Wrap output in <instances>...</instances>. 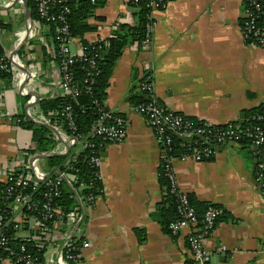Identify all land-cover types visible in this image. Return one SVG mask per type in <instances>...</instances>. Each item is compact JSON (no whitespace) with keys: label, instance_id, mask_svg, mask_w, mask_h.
Instances as JSON below:
<instances>
[{"label":"crops","instance_id":"crops-1","mask_svg":"<svg viewBox=\"0 0 264 264\" xmlns=\"http://www.w3.org/2000/svg\"><path fill=\"white\" fill-rule=\"evenodd\" d=\"M22 2L24 6L26 1ZM241 12L242 0H171L151 13L147 48L124 49L104 104L126 117L128 129L124 140L107 143L100 153V193L70 232L80 254L73 264L191 262L187 228L172 236L157 220L164 194L157 178L160 144L128 96L142 95L140 82L150 73L155 96L168 110L215 125L242 122L246 110L264 103V48L246 44L239 27ZM87 22L94 29L83 39L96 43L107 39L118 24L133 25L135 9L124 0H105ZM70 52H82L79 39L72 40ZM36 54L41 57V47ZM42 69L43 76L34 85L45 98L56 88L58 65L49 61ZM17 94L0 83L1 185L18 158L28 162L26 150L33 146L31 132L5 118V99L9 108L24 109ZM256 165L255 149L236 143L218 145L210 161H170L179 192L222 209L204 242L208 264H264V177L256 176ZM25 235L19 232V237ZM53 235L59 239L61 229ZM0 264L13 263L0 258Z\"/></svg>","mask_w":264,"mask_h":264},{"label":"built area","instance_id":"built-area-1","mask_svg":"<svg viewBox=\"0 0 264 264\" xmlns=\"http://www.w3.org/2000/svg\"><path fill=\"white\" fill-rule=\"evenodd\" d=\"M37 12L41 19L45 21H52L57 44V53L65 60L58 65V82L54 91L49 92L50 98L61 97L65 94H72L77 96L79 92L70 86V77L67 74V69L80 54L74 55L70 52V44L72 38L68 37V30L65 24V14L68 13V8L64 7L58 14H50V9L62 0H35ZM168 0L162 5L163 9ZM264 0H242V12L239 18L240 33L244 40L251 38L250 45L264 48V25L259 24V21L264 20V6L260 4ZM128 3V0H124ZM152 10H160L159 3L151 1ZM15 6H18L19 9ZM153 12V11H152ZM5 14V15H3ZM25 7L22 0H11L9 3H4L0 0V20L10 25L9 30L0 32V45L3 48V54L0 59V68L7 69L11 73V87L16 93L28 94V99L24 103V109L18 111L7 106L5 103V118L19 127V115L24 113L26 117L34 122L46 124L51 127L50 134L54 141L52 151L45 153L47 156L51 154H65L78 142V137L73 134L75 125L71 120V109L65 106L62 116L68 121V129L71 133H67L63 126L57 121H50L35 105L36 101L43 98L35 83L43 76L42 63L40 56L36 54L38 48L47 46V38L45 37L46 27H43L39 22L27 19ZM5 16V18L3 17ZM152 24L149 28L150 35L143 42V47L147 48L151 38ZM10 39V45H6L7 40ZM91 66L93 64L91 63ZM146 67V66H145ZM92 82V81H91ZM89 88V87H87ZM140 91L149 99V103L145 106L135 107L137 112L145 111L148 115L147 122L153 129L158 143L160 144V158H166V147L170 144V136L166 135L165 130L174 132L180 137L201 139L208 143L210 147H205L203 151L194 148L190 155L182 156L179 159L192 158L198 161H204L203 156H213L218 145L227 143H238L244 137L250 139V145L255 149L257 156H264V129L260 127H253L241 129L239 126L229 124L226 129H213L214 124L202 121V125L194 127L192 122L183 118L182 116L174 115L172 111L164 114V109L156 105V96L152 83L150 73H146L140 82ZM104 104V102H103ZM105 106V104H104ZM98 108L100 114L99 118L93 123L90 129V136L100 138L105 144L121 142L124 140L127 129L128 120L114 110L105 107ZM87 144L79 143V149L85 148ZM93 147V145H89ZM201 152H204L202 155ZM70 161L76 163L75 154L69 156ZM18 164H13L7 172V179L3 183L5 185L2 190V199L12 198L9 207L10 211L6 215L0 214V249L5 252L6 259L12 261L13 264L23 262L24 264H73L76 262L80 254L73 251L76 250L70 232L78 226L82 221L85 211L90 208L96 199V194L89 198L82 194H77L79 190L74 188V183L78 182L77 175L60 171L57 175L51 176L50 172L44 167L41 162L39 154L27 155L28 162H25L21 157L18 158ZM102 156L97 154V151L92 150L87 159L89 167L92 169L93 177L88 186H93L94 181H100V167ZM171 159H167V171L171 181V192L177 198L178 210L181 214V219L169 224L168 228L172 234H180L181 230L187 228L188 234L186 239L188 242V251L191 256V264H208L210 254L204 248V242L214 229L218 217L222 214L220 207H209L201 220L202 226H198V221L194 214L193 208L189 207L187 195L178 191L174 176L170 169ZM68 170H73V164L67 163ZM71 166V167H70ZM264 166L263 163L258 162L256 165V176L263 178L264 173L260 172ZM66 183L72 187L75 193V198L78 202V207L71 211H65L62 207L56 204L53 199L59 198L62 194L63 184ZM101 183V182H100ZM30 189L27 193L25 190ZM43 188V191H40ZM40 195L42 200H37L35 196ZM35 212L34 216H26L22 210ZM28 219L31 221V228L33 233L43 234L45 238H35V246L43 249L41 260L31 253L26 252L23 245L19 246L16 251L11 245L6 233L11 228L19 230L22 223ZM61 229V235L54 238V231ZM19 236V235H18ZM25 238V237H24ZM60 242L56 245L55 242ZM88 247L87 243L83 244ZM51 250L49 256L46 252Z\"/></svg>","mask_w":264,"mask_h":264},{"label":"trees","instance_id":"trees-1","mask_svg":"<svg viewBox=\"0 0 264 264\" xmlns=\"http://www.w3.org/2000/svg\"><path fill=\"white\" fill-rule=\"evenodd\" d=\"M27 7L30 12V17L34 21L39 22L43 27H46L45 37L47 38V46L41 48V60L45 64L49 61L56 62L60 65L65 60V57L59 55L58 51V40L56 39L54 25L56 23L52 21H45L41 19L37 12V6L35 0H25ZM151 1L159 3V9L162 10V5L168 0H128L127 5L135 9V22L133 25L121 23L118 24L112 34L105 40L88 43L83 37L88 31L94 29L87 20L94 13L95 9L104 6L105 0H62V2L53 5L50 9V14H58L64 7L68 8V13L65 14L66 26L68 30V37L72 39H79L82 46V56H79L75 61L69 65L67 74L70 77V86L76 89L79 94L75 97L72 94H65L61 97L56 98H40L36 101L35 105L40 111L50 120L57 121L63 126L67 133L72 131L68 129L67 120L62 116V112L65 106H69L71 109V120L75 125L73 134L78 137V142L87 144L85 148L79 149V143H76L69 151L65 154H51L47 156L45 153L52 151L54 147V141L51 138L50 130L44 125H38L35 122L29 120L24 113H21L19 127L24 128L31 132L33 146L26 150L27 155L39 154L45 158H41V162L44 167L50 172L51 176H55L58 172L63 171L66 174H75L78 177V182L74 183V188L79 191L77 194H82L84 197L89 198L91 195H99L101 189L100 181H94L93 186L89 187L88 183L91 182L93 174L92 169L87 163V159L91 154L92 150L97 151L100 154L106 145L98 137L90 136L89 132L93 123L99 118L100 114L98 108L104 106L103 102L106 97V90L109 85V79L112 75V71L115 63L122 55L124 49L134 47L140 49L143 47V42L150 35L149 28L153 22L151 18L152 7ZM264 6V1L260 2ZM261 25H264V20L259 21ZM10 25L3 23L0 20V32L3 30H9ZM247 45H250L251 38L245 39ZM3 54V48L0 45V59ZM91 63L93 66H91ZM11 73L8 68H0V83L4 87L11 86ZM92 81V82H91ZM89 87V88H87ZM20 102L25 103L28 99V94H17ZM157 99V98H156ZM128 101L134 104V108L138 106H145L149 103V99L145 95H140L137 92L129 93ZM156 105L164 109V114L169 113L168 109L157 99ZM105 107V106H104ZM120 114V113H119ZM140 114L147 120L148 115L145 111ZM174 115L182 116L183 118L192 122L194 127L202 125L201 120L194 117H187L178 113ZM123 116V114H120ZM125 117V116H123ZM239 126L241 129L260 127L264 129V103L259 106L246 110L245 117L242 122H228L226 124L213 125V129H226L228 125ZM166 135L170 136V144L166 147V158H160V162L157 170V178L162 187H164V194L162 201L157 205L156 214L157 220L161 224L165 232L172 236L168 228L169 224L181 219V214L178 210L177 198L174 193L171 192V181L167 171V159L181 158L182 156L190 155L194 148L203 151L205 147H210L208 143L203 142L201 139L195 138L193 141H183L174 132L165 130ZM93 147H89V145ZM241 147L251 146L250 139L242 137L238 143ZM216 151V148H214ZM204 155V152H201ZM75 154L76 163L71 162L70 155ZM204 161H210L213 156L205 157ZM73 164V170H68L67 163ZM261 162L264 164V156H257V163ZM71 167V166H70ZM260 172L264 173V166L260 169ZM5 185L0 184V214L6 215L10 211L9 203L11 197L8 199H2V190ZM72 187L64 183L62 188V194L59 198L53 199V201L62 207L65 211H71L78 207L75 193ZM43 191V188H40ZM25 192L30 193L31 190L28 188ZM189 207L193 208L194 214L198 221V226H202L201 220L203 219L205 211L211 207H219L217 205H211L202 201L197 200L193 194H186ZM37 200H42L40 195L35 196ZM22 213L26 216H34L35 212L22 210ZM222 214L218 217L217 222L221 219ZM223 218V217H222ZM30 222L28 219L22 223L19 230L10 229L7 231L6 236L9 238L11 245L17 251L20 245L25 247L26 252L31 253L38 260H41L43 255V249L35 246V238H45V235L29 232ZM20 233H25V238L19 237ZM27 232V233H26ZM188 247V242L186 239ZM77 248V245L74 244ZM74 254L77 250L73 251ZM0 258H6L5 252L0 249ZM16 264H24L23 262ZM191 264V262H188Z\"/></svg>","mask_w":264,"mask_h":264},{"label":"water","instance_id":"water-1","mask_svg":"<svg viewBox=\"0 0 264 264\" xmlns=\"http://www.w3.org/2000/svg\"><path fill=\"white\" fill-rule=\"evenodd\" d=\"M24 7H25V12H26V17H27V19H29L30 18V12H29V9H28V7H27V4L26 3H24ZM244 117V113H241L240 114V116H239V118L240 119H242ZM34 122V121H33ZM36 124H38V125H44V124H42V123H39V122H35ZM45 126L46 127H48L49 129H51V127L50 126H48V125H46L45 124ZM181 140H183V141H190L191 140V138H186V137H180V136H178ZM232 144V143H231ZM216 149H217V147H216ZM45 158L44 156H41V158Z\"/></svg>","mask_w":264,"mask_h":264},{"label":"rangeland","instance_id":"rangeland-1","mask_svg":"<svg viewBox=\"0 0 264 264\" xmlns=\"http://www.w3.org/2000/svg\"><path fill=\"white\" fill-rule=\"evenodd\" d=\"M3 15H5V14H3ZM3 17L5 18V16H3ZM10 43H11V40H10V39H8V40H7V42H6V45H8V46H9V45H10ZM233 144H234V143H233Z\"/></svg>","mask_w":264,"mask_h":264}]
</instances>
